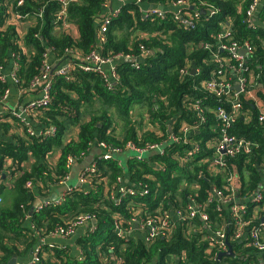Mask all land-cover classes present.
Here are the masks:
<instances>
[{"label":"trees","instance_id":"1","mask_svg":"<svg viewBox=\"0 0 264 264\" xmlns=\"http://www.w3.org/2000/svg\"><path fill=\"white\" fill-rule=\"evenodd\" d=\"M125 1L101 39L98 33L102 19L110 13L104 12L109 0L70 1L65 21L75 27V32L57 27L61 24L57 23L58 0H0V66L3 67L0 75L5 76V81L0 80V99L9 89L4 71H11L13 62L20 65L15 73L20 86L28 88L40 74L45 53H50L54 62L70 58L72 63H78L83 60L77 54L82 57L92 51L104 57L121 54L134 58L146 51L155 52L138 67L129 61L116 65L118 79L112 88L111 81L105 80L101 73L85 72L78 67L69 77L52 73L49 108L30 119L39 120L43 127H54V137L31 135L28 133L31 125L26 121L4 114L1 129L8 131L6 119L11 118L17 132L8 131L15 140L0 139V264H9L13 255H23L37 244L40 246L39 238L49 237L57 227L67 228L80 215L90 216L96 222L94 230H87L76 242L81 253L70 245H54L49 249L42 244L40 261L36 264H264V253L259 256L250 240L235 241L234 230L230 228L226 231L232 241L229 246L233 249L232 255L221 256L217 246L209 242L210 234L230 223L233 217L232 204H222L216 197L211 199L213 189L223 195L234 193L240 197L262 189L264 139L258 117L264 110V27L260 30L248 27L247 10L252 0H187L195 9L184 12L192 17L194 26L184 24L172 11L165 12L164 17L147 16L138 0ZM139 1L169 5L178 0ZM10 9L27 23L23 33L8 24L9 18L15 15L8 13ZM212 10L215 13L211 15ZM231 20V39L239 44L249 41L253 48L251 54L245 55L250 69L256 71L249 89L255 98L262 100L263 106L255 103V99L250 100L248 94L242 96L241 114L229 132L257 143L258 147L250 153L226 156L228 168L212 172L207 163H193L187 155L198 144L204 151L203 157L209 158L213 150L208 142L218 140L222 127L216 109L221 105L232 111V93L223 92L218 97L202 86L219 70L211 50H216V35L223 30L222 24ZM219 54L222 59L228 56L225 52ZM188 68L189 74L183 75L182 71ZM223 77L224 73L217 74L218 79ZM96 100L99 108H103L100 115L96 114L97 107L92 106ZM196 100L200 102L197 104ZM135 105H142L135 112L141 113L144 109L143 113L135 115L132 112ZM106 107L114 108V115L107 113ZM85 113L86 121H83ZM142 116L155 128L146 127ZM114 117L122 123L119 133L118 126L114 127ZM169 122L174 123L175 134L182 142L167 141L168 134L174 131L168 128ZM185 123L197 133H184L181 128ZM70 126L78 128L77 137L72 135L63 142ZM163 141V152L133 159L127 168L116 155L98 158L96 171L89 176L91 192L73 189L59 203L33 209L35 192L44 196L48 186L58 185L69 172V156L77 157L79 162L98 142L125 151L128 144L141 148ZM54 146L60 148V156L56 163L49 164L47 154ZM7 156L13 160L10 165H5ZM30 158L33 162L28 168L24 163ZM230 175L236 186L233 190L228 181ZM125 178H129L126 187L138 193L148 188V193L118 200V189ZM191 199L199 205V212L208 216L207 221L199 215L178 220L168 236L150 240L133 229L132 220L137 216L144 218L153 213L152 217H158L171 213L170 208L187 213ZM245 203L250 213L244 220L253 217L260 227L261 218L255 213L258 205L250 199ZM117 221L123 222L125 233L136 232L132 238L123 239L116 234ZM260 234L264 241V227ZM176 256L185 259L178 260Z\"/></svg>","mask_w":264,"mask_h":264},{"label":"built area","instance_id":"2","mask_svg":"<svg viewBox=\"0 0 264 264\" xmlns=\"http://www.w3.org/2000/svg\"><path fill=\"white\" fill-rule=\"evenodd\" d=\"M60 2V10L57 16V23H61L58 26H63L64 31H73L74 26L65 21V17L67 15L66 9L68 6V3L73 0H58ZM124 3L126 2L123 0ZM139 1V0H138ZM140 2V1H139ZM123 4V3H122ZM121 4V5H122ZM175 5H179L180 7L184 6L190 9V5L187 3V0H178L174 3ZM261 4V0H252L251 5L249 6L247 10V14L250 17V19L247 21L248 27L250 28H255L254 23L252 24L251 22V17L259 11ZM108 7L107 5L105 6V9ZM144 12H147V16H152V15H158L161 17H164L163 11H161L158 8H153L149 10L142 9ZM9 14H15L14 16L12 15L11 18H9L8 24L14 25L15 29L21 33L22 31L19 30L18 24L23 20L21 16L16 14L14 10L10 9L8 11ZM119 13L118 9L110 10V13L108 16L102 19L101 22V31L98 33L99 38L104 39V35H102L103 32L107 29L108 25L111 23L114 17H116ZM215 13V11H210V14ZM178 17L181 19V21L186 24L187 26H194L192 17L188 15L186 12L177 13ZM248 17V18H249ZM222 25L223 30L216 35V50L213 51L211 50L213 54L214 61L216 62L217 66L219 67V70L211 75V79L205 80L202 84L204 89H207L210 92L215 93L218 97L221 96L223 92L227 93H232V111L228 112L223 108V106H218L216 115L219 120L222 121V127L220 129V132L218 133V140H211L208 142L209 146H212V156L210 158L203 157L202 160H200L197 163H207L209 165L210 171H218L222 168H228V164L226 162V156H235L237 154H241L242 152L245 153H250L253 149L257 148L258 145L257 143L250 142L247 139H244L242 136L238 137L233 133L229 132V128L232 126V124L235 123L237 117L241 114L242 110V104L240 101V98L246 94H248V97L250 100L253 101L255 99V103H258L260 99L255 98L254 94L251 92L249 89V86L253 84L255 80V75L256 71L251 70L249 65L246 62L245 55L251 54V51L253 50L251 43L249 41L244 42L243 44H239L231 39V23L230 21L224 22ZM75 32V31H74ZM225 39H228V42L225 41ZM244 50L245 54H241L240 51ZM225 52L227 53L228 57H225L224 59L221 58L219 52ZM151 52H144L141 57H147ZM50 54V53H49ZM45 53L42 56L41 60V68H40V74L36 76L29 84L28 88L21 87L19 84V79L15 76L16 71L20 67L18 63L13 62V65L10 67L12 68L11 71L9 69L7 71H4L6 75L8 76V81H13L19 91L23 93L26 97L27 96H36V97H31L32 100L29 102H26L23 104L21 107V112L17 110V108L13 109H8L5 107V102L8 97L9 89L5 91V93L2 95V98L0 99V120H3L4 114H8L12 117H15L19 119L22 122H29L30 118L36 117L40 114L42 110L48 109L49 108V102L51 100V78L50 75L54 73V70L59 68L58 73L60 75H64L66 77H69L71 72L78 67L79 69L85 71V72H97L101 73L105 80H110L109 82V87L112 88L113 84L115 83L114 80L118 79L117 73L115 71V63L118 62V60H130V59H137L134 57H131L130 55H113L111 57H104L101 56L97 51H92L90 54L86 56L80 57V54H77L79 58L83 60V62H78V63H72V60L69 58V61L67 59H63L65 61V64L63 66H55L53 62H51L50 55ZM68 55V54H67ZM215 55V56H214ZM70 56V55H69ZM62 60V61H63ZM84 61H89L85 63ZM12 63V62H11ZM54 65V66H53ZM133 65L136 67L139 66V63L134 62ZM108 66V68H106ZM3 69V67L0 66V72ZM199 71L198 69H196ZM224 71V72H223ZM199 73V72H198ZM224 73V77L222 79L217 78V74H222ZM183 75L189 74V68L184 69L182 71ZM229 78H228V76ZM0 80L5 81V76L0 75ZM238 84L239 88L236 90L234 87V84ZM234 91V92H233ZM35 93V94H33ZM200 100H196V103L198 104ZM196 108L201 111L199 106L196 105ZM203 116V115H202ZM205 117V116H203ZM204 121V118L201 119ZM258 120L262 124V130H263V139H264V110L260 113ZM52 127V126H51ZM1 128V127H0ZM49 128V127H48ZM54 127L51 128V130ZM168 128L171 129V131L168 135H170L167 139L169 142H182L180 141V138L176 136L175 131L176 127L174 123L169 122ZM184 133H191V132H196L194 127L190 126L188 123H185L182 125L181 128ZM28 133L33 135L36 134L38 136H48L50 135V130H44L41 133L37 134L36 131L32 128H28ZM54 135V133L52 134ZM208 138V137H207ZM212 139V138H208ZM96 147H99L103 153H105L103 156L109 157L113 155H118L121 152H124L121 148H112L108 146L104 142H98L97 145H94ZM93 146V147H94ZM158 147V144H147L145 147H136L134 144H128V149L133 151L137 157L141 160L147 153L153 152V151H161L163 152V147L162 148H157L153 150L154 148ZM195 151L192 154L188 153V157L192 155L193 157H198L199 154L201 153L203 149L196 144L195 145ZM126 151V150H125ZM193 154H197V156H194ZM140 156V157H139ZM187 160V158H186ZM185 160V161H186ZM97 161V160H96ZM96 161L93 162V165L89 167L81 176V182L82 183H89L91 184V180L89 179V176L91 173L96 171ZM78 162L77 157L74 156H69L67 160V167L70 168L73 164ZM194 163V162H193ZM7 165H10L7 163ZM261 168L263 169L264 172V164H261ZM69 179V173H67L58 183V185L63 186L67 183ZM234 179L233 176H229L228 181L231 182V190L235 189L236 186L232 182ZM120 189H128L127 191L129 192V197H135L139 198L142 195H146L148 193V188H143L141 192L135 191L133 188H125V187H120ZM69 191H64L62 193L63 198L67 195ZM214 197L218 198V200L222 204H232L231 212L233 214V220H234V238L235 240H238L239 242L245 241V240H250L253 244V246L256 248L258 252L264 253V241L261 238L260 230L264 227V188L261 190H257L254 192L251 196H244L240 197L239 199H243L244 201L240 202H235L231 203L233 200H235L236 194L232 193L229 195H223V193L217 189H213V194L211 196V199L213 200ZM121 196L119 197L118 200H121ZM250 199L255 204L258 205V209L260 210L256 211L257 215L261 217V223L260 227H254L252 228L246 238L244 237L245 233L244 230L251 225V221L249 220H244V215L247 214L250 210L249 206L245 203V200ZM62 201L60 198L56 201L59 203ZM198 204L191 199L189 205L187 206V213H184L182 210H179L175 212L177 215V218L174 219L172 218V213H165L161 214L158 217H152L153 213L148 214L144 218L136 217L135 220H139L140 230H147L148 234L146 236V240H150L152 238L156 237H165L170 234V231L174 228L175 223L178 220H190L193 219L195 216L199 215L201 219L204 221H207L208 216L205 213H200L198 209ZM218 208H220L218 206ZM39 209V208H38ZM173 219V220H172ZM94 219L90 216H85V215H80L78 218L75 220L71 221L70 224L67 226V228L63 227H57L55 230L49 235V237H60L64 239L72 238L76 231L81 228V227H86L87 230H94ZM123 222L117 221L115 224V229L114 231L119 237H124V235L131 234L133 231L129 233H125L124 229L122 227ZM209 228V227H208ZM224 229H218L216 231H213L210 236H209V242L211 244H215L217 248L219 249L220 252H225L228 251L229 249V242H228V236L226 233V228L223 227ZM138 231V230H137ZM48 238V237H47ZM47 238H39V243L40 246H37L34 252L33 259L29 263H24V264H36L40 261L39 257V249L42 244H46ZM244 239V240H243ZM54 247V244L50 243L48 244V248L51 249Z\"/></svg>","mask_w":264,"mask_h":264},{"label":"crops","instance_id":"3","mask_svg":"<svg viewBox=\"0 0 264 264\" xmlns=\"http://www.w3.org/2000/svg\"><path fill=\"white\" fill-rule=\"evenodd\" d=\"M176 2V1H175ZM174 2V3H175ZM124 3L123 0H109V2L106 4L108 7V9H105V11H109L110 10H114V9H119V7L121 6V4ZM139 7L141 9H145V10H149V9H152V6L158 8V6H163L165 7L166 9L165 10H162L160 8L161 11H163V13L165 14V12H168V11H172L174 12L177 16L178 14L177 13H182L184 12V10L186 9V7L182 6L180 7L179 5H173L172 4H169V5H159V4H154V3H146V2H143V4H141V2H137ZM189 9V8H187ZM190 10H193V9H190ZM264 11V0H261V4H260V8H259V11L256 12L252 17H251V22L252 24L254 23L255 27L258 28V30H260L261 27H264V17H261V14L263 13ZM21 25V28H19V30H21L23 33L24 30H25V26H27V23L23 22V20L18 24V26ZM75 31V27L73 29ZM75 35L77 33H74ZM245 54V53H244ZM150 56L148 57H142V58H139V62L138 63H144L145 60H147ZM51 58V62H53L55 64V66L57 65L58 66H63L65 64V61H56L54 62L53 61V58ZM125 60H118L117 63H115V66L120 64L121 62H123ZM13 64H11L12 66ZM54 66V65H53ZM31 97H36V96H25L23 93H21L17 87V85L13 82V81H10L9 82V93H8V97H7V100L5 102V107L8 108V109H13V108H17V110L19 112H21V107L23 106L24 103L26 102H29L32 100ZM261 102L258 103V105H262L263 106V103H262V100H260ZM262 111V110H261ZM12 117V116H11ZM12 118H15V117H12ZM17 119V118H15ZM7 121V124H8V131H11V132H17V128L16 126L14 125V122L12 121V119H6ZM259 121V120H258ZM260 122V121H259ZM29 125H31L30 128L34 129L36 131L37 134L41 133L42 131L44 130H47L49 129L50 130V135L48 136H53L52 134L54 133L55 134V128H53L54 130H51L52 127H43L41 125V122H39V120L37 119H30L29 122H27ZM261 123V122H260ZM78 128H75V131L73 133H70V135H68L66 137V140H69L70 138H72L71 136L73 135L74 137H77V134H78V131H77ZM6 128L4 129V131L0 128V139L4 141L5 140H15V136L11 135L8 133V131H5ZM14 130V131H13ZM21 130V129H20ZM21 133V132H20ZM64 142V141H63ZM57 151H60V149H58ZM103 152L102 150L99 148V147H96L94 146L91 150V152L86 155V157H84L81 161L79 162H76L75 164H73L70 169H69V179L67 181V183L63 186H60V185H52V186H48L46 188V192H45V195L42 196L41 195V192H35V203H34V207L33 209H37V208H41L43 206H47V204H51V203H54L58 200V198L61 196V194L64 192V191H71L73 189H79V191H82L84 193H88V192H91L93 186L92 184H89V183H82L81 182V176L82 174L93 164V162L96 160V158L100 155H102ZM153 154H156V153H152L150 154V156H152ZM150 156H144L145 158H149ZM212 156V155H211ZM210 156V157H211ZM58 157L59 155H57V157L54 158L53 162L51 163L48 159V162L49 164H54L56 163V161L58 160ZM137 155L131 151V150H126L124 152H121L120 154L116 155V158L121 162V164L127 168V165L129 164V162L133 159H136ZM209 157V158H210ZM12 158L7 156L6 159H5V165L8 163V164H11L12 163ZM33 162V159H29L28 162L24 163L25 166H27L28 168H30V165L32 164ZM261 188H264V174H261ZM124 181L127 183H129V178H126L124 179ZM240 198V195L237 194L236 197H235V200H233L231 203H235V202H240V201H244L243 199H239ZM220 209L217 207V210ZM258 209V208H257ZM255 210V209H254ZM260 210V208L258 209ZM171 213H172V218L176 219L177 218V215L175 214V211L173 208H170L169 210ZM230 213H231V216H233L232 212H231V209H230ZM250 212H248L247 214H245L244 216H247ZM255 213H257L255 211ZM259 218H261L259 216ZM233 217L230 219V223H226L224 224V227L226 228V230L228 231V228H230L233 232V229H234V220H232ZM249 221H251V224L253 223L255 226H256V223L254 222V218L251 217V219H248ZM262 220V219H261ZM260 220V221H261ZM259 226V225H258ZM257 227V226H256ZM254 228L252 225H250L249 227H247L245 230H244V237L246 238L248 232ZM219 229V228H218ZM220 229H224L223 226L222 228L220 227ZM226 231V233H227ZM86 232V227H81L79 228L75 235L70 239V240H67V239H64V238H60V237H48L47 238V242H46V245L52 243L54 245H70V246H74L75 243L74 242H77L78 238L80 236H82L84 233ZM75 239H77L75 241ZM244 240V239H243ZM235 241H238V240H235ZM228 244L230 246V241L228 239ZM239 242V241H238ZM243 242V241H242ZM74 243V244H73ZM240 243V242H239ZM38 246V244L36 245V247ZM77 247V245H75ZM73 247V248H76V247ZM35 246L32 247L31 249H29V251L25 252L23 255H13L9 261V264H24V263H29L32 259H33V256H34V252H35ZM233 250V249H232ZM227 252V251H225ZM233 253V251H232ZM258 253V252H257ZM260 254H263L261 252L258 253V255L260 256ZM176 258L179 260V259H185L184 257H180V256H176ZM261 259V258H260ZM259 259V260H260ZM172 264V263H170Z\"/></svg>","mask_w":264,"mask_h":264},{"label":"rangeland","instance_id":"4","mask_svg":"<svg viewBox=\"0 0 264 264\" xmlns=\"http://www.w3.org/2000/svg\"><path fill=\"white\" fill-rule=\"evenodd\" d=\"M141 4H143V3H141ZM172 4V3H171ZM241 4V3H240ZM173 5H175L174 3H173ZM153 8H156L155 6L153 7L152 6V9ZM230 23L232 24V20L230 21ZM21 25L22 24H20L18 27L19 28H21ZM24 27H26L25 25H24ZM222 52V51H221ZM226 55H227V53H226ZM226 57H228V56H226ZM106 68H108V66H106ZM58 70H59V68H57V69H55L54 70V73H58ZM51 85H52V81H51ZM234 87L236 88V87H238L239 88V86H238V84L236 83V84H234ZM261 101H258V103H260ZM94 105V108H96L97 107V109L95 110L96 111V114L97 115H100L101 113H102V111H103V108H99V106H100V103H99V101L98 100H96L94 103H92V106ZM102 105V104H101ZM103 107V106H102ZM143 106L142 105H135L133 108H132V112H134L135 113V115H139V114H141V113H143V111H144V109H142V110H140V112L141 113H138V112H135V111H139L138 109H140V108H142ZM105 109H107V113H109L110 115H114V112H115V109L113 108H108V107H106ZM92 110H93V108H92ZM86 115H84L82 118H83V121H86V116H87V113H85ZM145 118L146 117H144V116H142V119H144L143 120V122L142 123H145V126L147 127L148 126V128H149V126H153L150 122H149V120H145ZM114 119H115V121H113L114 122V127H117L118 126V129H119V131H118V133L120 132V128H121V126H122V123L120 122V120L117 118H115L114 117ZM140 120H141V118H140ZM154 127V126H153ZM155 128V127H154ZM69 131L67 132V134L65 135V138H63L62 139V141H65L66 140V137L68 136V135H70V133H73L74 131H75V126H70V129H68ZM54 136H56L55 134L53 135V137ZM164 143H165V141H163L162 143H160V144H158V147H156V148H154L153 150H155V149H157V148H162L163 147V145H164ZM93 148V147H92ZM164 148V147H163ZM58 149H60V148H57V146H54V147H52V151H50L48 154H47V158L49 159V161L52 163L53 162V160H54V158L55 157H57V155H59L60 156V151H57ZM154 153H158L159 151H153ZM153 152H149V154H152ZM263 152H264V148H263ZM148 154V153H147ZM197 154H199L198 155V157H193L192 155L190 156V160L192 161V162H194V163H197V162H199L200 160H202L203 159V155H201V153H197ZM88 155V154H87ZM115 156V155H114ZM85 157H86V155H85ZM101 157H103V154L102 155H100V156H98L97 158H96V160L98 159V158H101ZM140 157V156H139ZM136 159L137 160H140L138 157H136ZM95 160V161H96ZM50 163V164H51ZM93 165V164H92ZM91 165V166H92ZM90 166V167H91ZM262 174H264V172H263V169H262ZM120 187H125V188H128V187H126V182L125 181H122L121 182V186ZM119 187V188H120ZM128 189H120V191H119V195L121 196V198L123 199V198H125V197H127V196H129V192L127 191ZM135 191H137L136 189H134ZM66 197V196H65ZM61 200H64V198H63V196H62V194H61V196L59 197ZM135 220V219H134ZM203 220V219H202ZM133 223V229L134 230H136V232H137V234L139 235V236H141V237H144V238H146V236H147V230H140L139 229V226H140V222H139V220H137V221H133L132 222ZM136 223L138 224V227L136 228ZM205 227L207 228L206 230H209V228H208V225H206L205 224ZM138 230V231H137ZM136 232H133V233H131V234H127V235H124V237H122L123 239H126V238H132L133 237V235L136 233ZM71 239V237L70 238H68L67 240H70ZM77 239H75V241H76ZM75 243V245H76V242H74ZM73 243V244H74ZM74 245V246H75ZM74 246H71V249H73V247ZM36 247V246H35ZM76 247V246H75ZM75 250H77L76 252L77 253H81V250L79 249V247H76V248H74ZM98 252V251H97ZM99 253V252H98ZM164 255H165V253H164Z\"/></svg>","mask_w":264,"mask_h":264},{"label":"water","instance_id":"5","mask_svg":"<svg viewBox=\"0 0 264 264\" xmlns=\"http://www.w3.org/2000/svg\"><path fill=\"white\" fill-rule=\"evenodd\" d=\"M158 8H160V9H162V10H165V9H166V8L163 7V6H158ZM190 9H193V10H194L195 7H194V6H191ZM202 12L204 13L205 11L202 10ZM240 53H241V54H244L245 51H244V50H241ZM154 54H155L154 51L151 52V55H154ZM9 56H10V55H9ZM125 61H129V62H132V63H134V62L138 63L140 60H139V58H137V59H130V60H125ZM139 64H140V63H139ZM236 90H238V87H236ZM145 156H150V154L148 153V154H146ZM93 223H94V224L96 223L95 220L93 221ZM137 227H138V224L136 223V228H137ZM220 255H221V256H223V255H226V256L232 255L231 247L229 248V250H228L227 252H221Z\"/></svg>","mask_w":264,"mask_h":264},{"label":"clouds","instance_id":"6","mask_svg":"<svg viewBox=\"0 0 264 264\" xmlns=\"http://www.w3.org/2000/svg\"><path fill=\"white\" fill-rule=\"evenodd\" d=\"M148 56H152L151 53H150ZM148 56H147V57H148ZM170 131H171V129H170ZM165 254H167V252H165Z\"/></svg>","mask_w":264,"mask_h":264}]
</instances>
